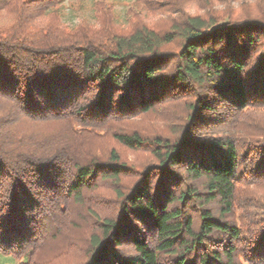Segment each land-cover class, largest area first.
<instances>
[{"label": "trees", "instance_id": "16d2710c", "mask_svg": "<svg viewBox=\"0 0 264 264\" xmlns=\"http://www.w3.org/2000/svg\"><path fill=\"white\" fill-rule=\"evenodd\" d=\"M138 1L168 27L97 2L69 28L61 0H0V250L264 264V0Z\"/></svg>", "mask_w": 264, "mask_h": 264}, {"label": "rangeland", "instance_id": "374dc122", "mask_svg": "<svg viewBox=\"0 0 264 264\" xmlns=\"http://www.w3.org/2000/svg\"><path fill=\"white\" fill-rule=\"evenodd\" d=\"M103 2L113 5L116 21L124 26L129 25L130 19L134 18L135 12L142 13L144 20L152 26L167 28L169 23L166 21L167 16L161 11H152L141 5L138 0H61L63 6L62 22L65 26L73 28L81 22L88 21L96 24V3ZM190 13L196 12V7L192 4L189 8ZM12 23V18L6 13L0 11V27L9 26ZM150 120L153 118H141L131 122V125L145 131H154V125ZM123 155L131 163H136L142 166L146 163L147 152H129L123 151ZM0 264H20V260L12 254L0 250Z\"/></svg>", "mask_w": 264, "mask_h": 264}]
</instances>
